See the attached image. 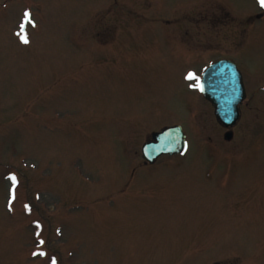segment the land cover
Instances as JSON below:
<instances>
[{
    "label": "rangeland",
    "instance_id": "1",
    "mask_svg": "<svg viewBox=\"0 0 264 264\" xmlns=\"http://www.w3.org/2000/svg\"><path fill=\"white\" fill-rule=\"evenodd\" d=\"M222 57L246 92L229 140L196 86ZM172 124L185 154L144 164ZM53 258L264 264L258 0H0V264Z\"/></svg>",
    "mask_w": 264,
    "mask_h": 264
},
{
    "label": "water",
    "instance_id": "2",
    "mask_svg": "<svg viewBox=\"0 0 264 264\" xmlns=\"http://www.w3.org/2000/svg\"><path fill=\"white\" fill-rule=\"evenodd\" d=\"M200 89L204 97L215 106V114L224 125H233L238 118V104L244 97L241 74L228 60H219L203 72ZM231 133L225 134L229 139ZM154 142L143 147L144 158L152 161L161 153H177L184 148V135L180 127H167L152 135Z\"/></svg>",
    "mask_w": 264,
    "mask_h": 264
},
{
    "label": "snow or ice",
    "instance_id": "3",
    "mask_svg": "<svg viewBox=\"0 0 264 264\" xmlns=\"http://www.w3.org/2000/svg\"><path fill=\"white\" fill-rule=\"evenodd\" d=\"M258 3L260 5V7H264V0H258ZM24 19L25 20H30V16H29V14L27 12L24 14ZM21 30L23 32V25H21ZM21 39H22V42H24V43L28 42L26 34H22L21 35ZM188 78L189 79H198V77H196L195 74L192 73V72H190L188 74ZM197 86L200 87L199 84H197ZM12 179L15 180V177L13 176ZM41 243H43V241H41ZM41 254L43 255V253H41ZM34 255H35V253H34ZM52 264H56L55 258H53Z\"/></svg>",
    "mask_w": 264,
    "mask_h": 264
}]
</instances>
